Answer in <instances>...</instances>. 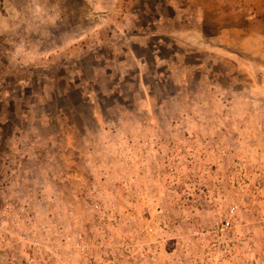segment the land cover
<instances>
[{
	"label": "rangeland",
	"instance_id": "rangeland-1",
	"mask_svg": "<svg viewBox=\"0 0 264 264\" xmlns=\"http://www.w3.org/2000/svg\"><path fill=\"white\" fill-rule=\"evenodd\" d=\"M244 1L0 0V264H264Z\"/></svg>",
	"mask_w": 264,
	"mask_h": 264
},
{
	"label": "crops",
	"instance_id": "crops-1",
	"mask_svg": "<svg viewBox=\"0 0 264 264\" xmlns=\"http://www.w3.org/2000/svg\"><path fill=\"white\" fill-rule=\"evenodd\" d=\"M255 0H245L244 1V9H243V13L245 14H256L257 12H259V14L263 17L264 16V0H261L260 3H257V5L254 4ZM238 11H234L231 9V14H237ZM248 20L245 19V24H244V30L245 31V36H249V37H245L246 41H249L248 44L250 45L251 43V38L254 35L253 34V30H255L257 27H260L259 30L262 31L264 29L263 24H261V26H250L247 23ZM250 26V27H248ZM263 40V35H261V41ZM245 41V39H244ZM261 45H263V43H261ZM262 126V125H261ZM246 257V255L244 256Z\"/></svg>",
	"mask_w": 264,
	"mask_h": 264
},
{
	"label": "built area",
	"instance_id": "built-area-1",
	"mask_svg": "<svg viewBox=\"0 0 264 264\" xmlns=\"http://www.w3.org/2000/svg\"><path fill=\"white\" fill-rule=\"evenodd\" d=\"M228 227H229V223L228 222H224V225H222V230L221 231L227 229Z\"/></svg>",
	"mask_w": 264,
	"mask_h": 264
}]
</instances>
